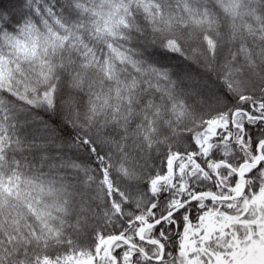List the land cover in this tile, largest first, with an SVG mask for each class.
<instances>
[{
  "label": "snow or ice",
  "instance_id": "snow-or-ice-1",
  "mask_svg": "<svg viewBox=\"0 0 264 264\" xmlns=\"http://www.w3.org/2000/svg\"><path fill=\"white\" fill-rule=\"evenodd\" d=\"M0 264H264V0H0Z\"/></svg>",
  "mask_w": 264,
  "mask_h": 264
}]
</instances>
